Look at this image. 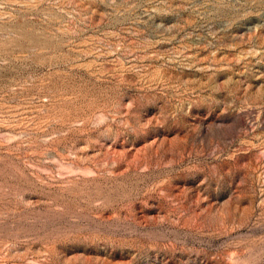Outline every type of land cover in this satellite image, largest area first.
I'll use <instances>...</instances> for the list:
<instances>
[{
    "label": "rangeland",
    "instance_id": "obj_1",
    "mask_svg": "<svg viewBox=\"0 0 264 264\" xmlns=\"http://www.w3.org/2000/svg\"><path fill=\"white\" fill-rule=\"evenodd\" d=\"M0 264H264V0H0Z\"/></svg>",
    "mask_w": 264,
    "mask_h": 264
}]
</instances>
